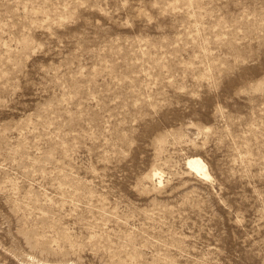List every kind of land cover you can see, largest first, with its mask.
I'll return each instance as SVG.
<instances>
[{
  "label": "rangeland",
  "instance_id": "1",
  "mask_svg": "<svg viewBox=\"0 0 264 264\" xmlns=\"http://www.w3.org/2000/svg\"><path fill=\"white\" fill-rule=\"evenodd\" d=\"M0 264H264V0H0Z\"/></svg>",
  "mask_w": 264,
  "mask_h": 264
},
{
  "label": "bare ground",
  "instance_id": "2",
  "mask_svg": "<svg viewBox=\"0 0 264 264\" xmlns=\"http://www.w3.org/2000/svg\"><path fill=\"white\" fill-rule=\"evenodd\" d=\"M188 168L199 176L209 178L208 167L204 161L199 157H190L187 160Z\"/></svg>",
  "mask_w": 264,
  "mask_h": 264
}]
</instances>
